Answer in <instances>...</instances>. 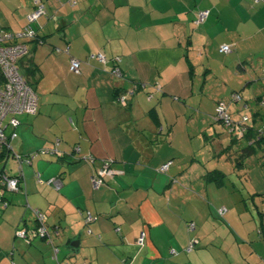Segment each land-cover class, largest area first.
I'll list each match as a JSON object with an SVG mask.
<instances>
[{
    "label": "crops",
    "instance_id": "0c3cea01",
    "mask_svg": "<svg viewBox=\"0 0 264 264\" xmlns=\"http://www.w3.org/2000/svg\"><path fill=\"white\" fill-rule=\"evenodd\" d=\"M43 1L46 13L33 24L38 37L28 43L30 53L19 62L20 71L38 93V112L16 115L21 124L11 146L24 156L58 140L65 158L48 155L25 162L24 183L17 194L10 196L0 186V193L10 201L0 207V264H57L53 258L60 262L64 250L59 248L57 258L52 257L54 251L46 240L26 244L15 237L19 225L36 224L30 220L32 212L24 208L26 201L45 213L47 226L54 217L49 229L58 230L53 239L66 250L63 262L73 258L72 264H264V183L251 186L252 170L246 169L243 159V164L233 167L236 178L231 180L229 171L222 168L225 148L199 153L190 147L192 121L187 118L186 129L178 131L182 123L178 115L196 107L186 103L176 106L177 111L167 103L173 105L175 94L178 100L182 96L177 95L180 90L175 83L186 76L193 78L199 69L197 51L200 60L211 62L214 52L224 53L223 44L235 43L229 72L236 62L243 72L249 71L243 63L250 56L242 52L244 37L213 39L221 28L216 3L206 6L204 0L194 17L185 20L187 24L175 19L179 13L164 7L167 0H77L75 5L69 0ZM232 1L247 22L244 28L252 29L253 40L260 43L259 54L264 55V2ZM35 2L0 0L2 27L23 30ZM206 9L211 15L197 24L199 11ZM102 51L109 61L106 65L89 59ZM118 55L122 77L109 72L110 60ZM72 57L83 62L79 74L71 71ZM209 65L206 72L212 70ZM194 81L186 82L184 89L191 91ZM136 83L143 87L127 94L123 105L117 94L127 93ZM258 97H264V90L254 94L258 108L247 121L251 134L262 136L249 148L256 154L264 150V108ZM248 99L244 106L250 108ZM222 102L225 99L215 101V112ZM200 106L202 139H214L219 132L212 131L210 115L203 111L202 102ZM255 113L260 114L255 117ZM229 114L238 119L241 109ZM8 129L12 128H6V133ZM90 156L96 158L94 163L86 159ZM98 158L112 159L115 171L95 190L90 178L99 168ZM169 162L170 167L161 171ZM3 166L12 175L18 171L11 155L0 161ZM54 177L62 180L60 188L48 183ZM238 187L249 188L247 194H235ZM86 210L97 217L89 225L84 221ZM145 231L141 246L138 240ZM77 239L80 243L74 248ZM192 241L196 246L188 251Z\"/></svg>",
    "mask_w": 264,
    "mask_h": 264
},
{
    "label": "rangeland",
    "instance_id": "374dc122",
    "mask_svg": "<svg viewBox=\"0 0 264 264\" xmlns=\"http://www.w3.org/2000/svg\"><path fill=\"white\" fill-rule=\"evenodd\" d=\"M203 2L204 0H169V1L167 0V3H165L164 7H167L168 9H172L176 11L177 13H179V15H176L177 17L175 19H178V21L180 20L183 22L189 19V17L193 18L195 10L197 9L198 5L199 6L203 5ZM211 2H215L216 5L218 6V9H220L219 17H217L220 23L218 24L217 27L218 28L221 27L220 32H218V34L215 35L213 39H215L217 42H220L222 39L231 40L232 38L240 41L242 37H244L242 39V42H243L242 52L247 51L250 53L249 54L250 56L247 59L244 58L243 63L245 64V66H247L249 71H247L246 73L243 72L239 67H237L238 63L236 62V64L234 63L233 65L234 68H233L232 73L229 72V68H230L229 64L231 60L234 59V57H229V56H232V53L234 50L231 51V53H223V54L214 52L213 60L211 62L209 60L207 62L200 60V58L198 57V51H197L195 53V57H196L195 66H197V68L199 69L196 68L197 71L193 77L195 78V81L192 80L193 78H191L190 76L189 78L188 76H186V79L180 80L179 82L175 83L176 88L180 90L179 92H176L177 95H182V96L178 100L175 94L173 97H171L173 105H171L170 102H167V103L176 110H177L176 106L177 107L186 106V103L192 104L194 107H196L195 110H192V109L189 110L186 115H183V114H181L182 116L178 115L180 116L179 117L180 121H182L181 125L178 128V131H180L181 129L182 130L186 129L185 127L187 126V122H188L187 118H189V120L192 121L191 126L188 127L190 128L192 132V136L190 138L192 143L190 144V147H193V146L196 147V151L199 153L201 152V150L212 151V150H216L220 148L221 150H224L225 148L224 157L221 161L222 168L225 170L227 169L230 173V179L235 181L236 176L234 173H232V169L233 167L236 168L235 166L237 163L236 159H238V156L244 152V149L248 147L250 142L246 138L238 139L237 137H235L236 132L235 133L231 132L228 126H224L223 123L221 124L215 119V110H214V107L216 104L215 101L221 100L222 98L225 99V103H227L229 106L230 113L233 112L234 110L236 111V110L241 109V115L237 116L238 119H243L248 114L250 115V117H252L251 111L258 108V105L255 104L256 102L253 99L254 94L256 93V91L260 92L264 90L263 89L264 87V55L259 54L260 43L257 42V40L256 41L253 40L255 37L253 38L251 36L253 33L252 29L249 30L248 27L244 28V25L247 24V22L243 20L241 16L242 14L234 10L236 9L235 8L236 2H233L232 0L231 1L230 0H206L205 1L206 6H210L209 3ZM185 22H187V24H190L188 21H185ZM170 25H172V23ZM262 39L264 40V37H262ZM231 44H235V43H231ZM210 63H211L212 70L206 72V69L210 67L209 65ZM21 73L23 74V76L27 77V74L26 75L24 74L23 69H21ZM235 73H238L239 75H236ZM251 75H254L255 78L254 79L251 78ZM206 78L207 80H205ZM193 81H194V85L192 86L191 91L184 89L186 82L193 83ZM247 81H251V83L247 85ZM233 88H240L238 90L240 91V94L242 95V99L237 102H234V101L232 102ZM249 97L251 98L250 101L252 102L250 108L244 106L245 100H249L248 99ZM201 102L203 104L202 106L203 111H205L206 113H208V115H210L209 124H210V127H213L212 131H214L216 128V132L214 131V133L217 134L219 132L218 136L215 137L214 139L212 137L209 138L210 140L202 139L203 128L198 127V126H199L200 120H202L203 118V115L199 111L197 112L198 107L200 106ZM170 110L172 112V115L174 116V111L172 110V108ZM9 119H10V116H8L5 119V122H7ZM259 121H262V120H259ZM8 127L12 128V126H8ZM188 128L186 132L188 131ZM206 130L204 128V131ZM10 132H11V129H8L7 133H10ZM201 140H203V143H199ZM223 143H224V146L222 148L221 146L223 145ZM254 147L257 148V150H259L257 145H255ZM11 156H13V153H11ZM242 156L243 157L239 158V160L243 158V161L246 164V169L252 170L253 178L250 179L251 186L252 187L260 186L261 182L264 183V158H263L264 150L261 149L260 154H259V151H257V154L253 152L250 153V155L247 153H243ZM259 156H263L262 159H260L263 161L262 165L261 164L259 165V159H258ZM229 157H232V161L228 159ZM95 159L96 158H94V160ZM97 161L99 162L98 169H101L102 166L104 167L105 164H110V166L111 165L113 166L114 164V161H112V159H107V158L106 159L98 158L96 162ZM213 161L216 162V160H213ZM94 162L95 161L91 163H94ZM113 169L115 171L114 166H113ZM110 176L112 175H107L105 177L104 184L106 183L107 177H110ZM248 186L250 188V185ZM239 187L235 194L240 193V192H245L246 190L249 189V188L240 189ZM14 193L16 192H7V194L10 196L14 195ZM2 195H3V192L0 193V196ZM26 203L27 201L23 204L24 208L25 209L27 208L32 212V214H30V220H34V219L36 220L37 219L36 214L32 210L35 207L32 208L31 206H28ZM41 212L45 214L42 210ZM87 212L88 210L85 211L86 216H87ZM53 220H54V217L51 216L48 221V228H52L51 225H52ZM84 221H85V224H87L86 217ZM46 223H47V219H46ZM52 232H53L52 237H54L53 236L54 233H58L56 229H54ZM14 234H15V237L26 242L24 239L18 237L16 235V232ZM55 247L62 249V251L63 250L66 251L63 245L62 247H60L59 245H57V243L55 244V242H53L51 243V250L52 252L54 251V255L52 253V257H55L56 255ZM66 249L70 250V248H67V247ZM64 251L61 253L60 262H58L56 259L53 258L54 263L60 264L61 262H63L62 255L64 254ZM65 260L66 261L64 262H68L72 264L73 258L71 259L69 258ZM128 263L132 264V262L130 261ZM112 264H117V263L113 261Z\"/></svg>",
    "mask_w": 264,
    "mask_h": 264
},
{
    "label": "built area",
    "instance_id": "2783aa9c",
    "mask_svg": "<svg viewBox=\"0 0 264 264\" xmlns=\"http://www.w3.org/2000/svg\"><path fill=\"white\" fill-rule=\"evenodd\" d=\"M69 2L75 5L77 0H69ZM255 2H264V0H255ZM35 5V8L27 15L28 24L23 28V30L19 32H11L5 30L0 24V71L4 77V82L0 84V156L3 154L11 155V153H13V155L19 161H22L21 159L23 158V155L15 152L13 147H11L12 138L17 136L16 128L21 124L16 115L22 113L34 115L38 112L39 107L37 92L21 73L19 64L20 60L30 53L25 41L36 36V29H34L33 24L39 20L41 15L46 13V5L43 0H36ZM209 15V9L201 10L198 13V17L196 18L195 22H197V24H201L206 21ZM233 48L234 45L232 44H223L221 46V51L224 53H231ZM92 58L105 65L109 62L103 51L91 54L89 59ZM70 62L71 71L79 74L81 72L83 62L80 59L78 60L73 57L70 59ZM120 62V57L114 58L112 72H115L117 75L123 74L120 69ZM234 97L238 99L239 95L235 94ZM119 100L123 105H126L127 96L122 95L119 97ZM8 116H10V119L5 122V119ZM215 119L221 123L223 121L225 126H228L231 132H236V136L238 137H241L247 131V126L244 124H246V122L249 120V116L246 115L243 119H233L231 114L228 112L226 103L222 102L216 107ZM8 126H12L13 128L9 134L6 133V128ZM47 153L59 156L61 153V150L59 149V141L55 143L54 147L47 148V150L44 149L42 151L36 150V152L31 153V157L24 155L26 157L24 158L28 163H31L32 160L36 159L39 154L41 155ZM90 160L91 162L95 161L93 157H91ZM170 165V162L165 163V165L161 168V171H166ZM113 173L114 169L112 165L110 166V164H105L101 169H97L95 174L91 177L93 187L95 189L101 187L104 184L105 177L107 175H113ZM23 177L24 173L22 179ZM36 177L40 179L39 172H37ZM48 183L60 188L62 180L58 177H54L50 178ZM21 184L22 182H20L19 178L11 177L10 174L6 171H3V169L0 171V185L4 186L6 191H20L22 189ZM9 202V199L5 194L0 196V207H7ZM27 205L31 206L29 203H27ZM32 210L36 214L38 226L36 228L23 227L19 230H16V235L24 239L27 243H31L34 241V239L39 237L50 238L49 230L46 228L47 216H45V214H43L39 208H33ZM224 211L225 209H221V213H224ZM96 219L97 217H95L90 211L87 212V223L93 222ZM190 227L194 228L195 224L192 223ZM146 237V231L142 232L138 240V243L141 246L145 245ZM195 244L196 241H192L187 250L192 251L196 246ZM55 251L57 256V253L59 252L57 247H55Z\"/></svg>",
    "mask_w": 264,
    "mask_h": 264
},
{
    "label": "trees",
    "instance_id": "16d2710c",
    "mask_svg": "<svg viewBox=\"0 0 264 264\" xmlns=\"http://www.w3.org/2000/svg\"><path fill=\"white\" fill-rule=\"evenodd\" d=\"M210 10V9H209ZM201 11V10H200ZM199 11V12H200ZM210 15H211V10H210ZM209 15V16H210ZM197 17H198V15H197ZM27 24H28V22H27ZM26 24V25H27ZM25 25V26H26ZM24 28V27H23ZM34 29H36V28H34ZM37 37H38V32H37V30H36V36L35 37H33V38H31V39H29V40H26L25 42H26V44H27V46H28V43L29 42H31V41H33V40H35V39H37ZM29 49V48H28ZM116 57H120V59H121V56H114V58H116ZM114 58L112 59V60H110V61H112L113 62V65H114ZM107 60H108V58H107ZM122 61V60H121ZM121 63V62H120ZM81 69H82V67H81ZM112 69H113V66L110 68V70H109V72L115 77H122V76H124L123 74H124V72H123V70H122V67H121V65H120V69H121V72L123 73L122 75H117L115 72H112ZM4 82V77L2 76V73H1V71H0V84L1 83H3ZM29 82V81H28ZM30 83V82H29ZM30 85L32 86V84L30 83ZM32 87H34V86H32ZM140 87H143V85H140L139 83H136L134 86H133V88L132 89H128L127 90V93H119V94H117L118 95V99H119V97H121L122 95H126L127 96V94H130V93H134V92H136L137 90H139V88ZM35 88V87H34ZM235 94H237V95H239V98L238 99H236L235 97H234V95ZM242 99V95L240 94V92L239 91H237V90H235V91H233V93H232V102L234 101V102H237V101H239V100H241ZM258 101H259V103L261 104V106L264 108V97H258ZM223 103H225V102H223ZM227 104V103H226ZM228 107V106H227ZM258 114H260V113H255L254 114V116L255 117H257V115ZM248 116L250 117V115L248 114ZM253 116V117H254ZM235 119V118H234ZM219 122V121H218ZM221 123V122H220ZM222 123L224 124V126H225V123L222 121ZM221 123V124H222ZM244 125H246L247 126V131L241 136V137H238V138H244V137H246V139L247 138H249L250 139V144L248 145V147L246 148V153L247 154H249L250 155V153H252V151L249 149V148H253V143H254V139H256V140H258V141H255V142H258L259 143V141H261L262 140V136H260L259 134H257V133H255L254 135H252L251 134V128H250V125H248V122H246V124H244ZM17 129V128H16ZM12 130V129H11ZM11 133V132H10ZM7 134H9V133H7ZM17 134V133H16ZM58 140H56L55 142H54V146H55V143L57 142ZM59 144H60V142H59ZM54 146H50V147H47V148H51V147H54ZM47 148H39V149H36V150H38V151H42V150H47ZM78 148L80 149V147H76L75 149H76V151H78ZM59 149H60V145H59ZM61 150V149H60ZM34 152H36V151H34ZM33 153V152H32ZM244 153V152H243ZM242 153V154H243ZM242 154L238 157V159H236V161H237V163L239 164L238 166H240L241 164H243L242 162V160H239V158H241V157H243L242 156ZM27 156H30L31 155V153H29V154H26ZM50 156V155H52L53 157H56V158H58V160L59 159H64L65 158V155L63 154V151H61V153H60V155L59 156H57V155H55V154H51V153H47V154H39L37 157H41V156ZM10 155H1L0 156V161L1 160H4V161H7L8 160V157H9ZM13 157H14V159H16L17 160V163H18V166L16 167L17 168V173H15V174H11L6 168H5V166H3V167H1L0 168V171L3 169V171H6V172H8L9 174H10V176L11 177H17V178H19V180H20V182H22V184H21V188H22V186H23V181H24V177H23V179H22V176H23V173H24V170H23V165H24V163L26 162V163H28L26 160H25V156H23V158L21 159L22 161H19L14 155H13ZM25 157V158H24ZM31 157V156H30ZM29 157V158H30ZM91 157H93V156H90V157H87L86 159H88V161L89 162H91V160H90V158ZM94 158V157H93ZM83 159H85V157L83 158ZM83 159H81V158H76V161H82ZM243 159V158H242ZM35 160V159H34ZM34 160H32V162L34 161ZM31 162V163H32ZM37 174V173H36ZM1 186V185H0ZM5 188V187H4ZM5 190H6V188H5ZM9 205V204H8ZM5 208V207H4ZM35 222H36V224L34 225V226H27L28 228H36L37 226H38V220L36 219L35 220ZM47 224V223H46ZM87 224H89V223H87ZM191 225V224H190ZM23 227H25V228H27L25 225H19L17 228H16V230H19L20 228H23ZM46 228H48V226H46ZM56 229V228H55ZM48 230H49V234H50V238H48V237H39V238H41V239H44V240H46L47 242H49V243H53L54 242V239H53V237H52V231H50V229L48 228ZM39 238H36V239H39ZM35 240V239H34ZM33 242V241H32ZM31 242V243H32ZM58 250H59V248H58ZM59 253V252H58ZM58 253H57V255H58ZM55 257L57 258V256L55 255ZM65 263H68V262H64V264ZM61 264V263H60ZM126 264H130V263H128V261L126 262Z\"/></svg>",
    "mask_w": 264,
    "mask_h": 264
},
{
    "label": "water",
    "instance_id": "95a60500",
    "mask_svg": "<svg viewBox=\"0 0 264 264\" xmlns=\"http://www.w3.org/2000/svg\"><path fill=\"white\" fill-rule=\"evenodd\" d=\"M79 243H80V240L77 239L75 240L73 243H72V246L75 248V247H78L79 246Z\"/></svg>",
    "mask_w": 264,
    "mask_h": 264
},
{
    "label": "clouds",
    "instance_id": "9594fccd",
    "mask_svg": "<svg viewBox=\"0 0 264 264\" xmlns=\"http://www.w3.org/2000/svg\"><path fill=\"white\" fill-rule=\"evenodd\" d=\"M26 78V77H25ZM36 90V89H35Z\"/></svg>",
    "mask_w": 264,
    "mask_h": 264
}]
</instances>
